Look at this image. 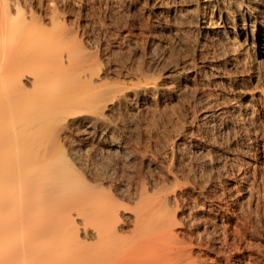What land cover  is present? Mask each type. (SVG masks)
I'll list each match as a JSON object with an SVG mask.
<instances>
[{"label":"rangeland","instance_id":"rangeland-1","mask_svg":"<svg viewBox=\"0 0 264 264\" xmlns=\"http://www.w3.org/2000/svg\"><path fill=\"white\" fill-rule=\"evenodd\" d=\"M26 1L47 27L66 28L52 49L97 65L94 98L115 95L93 137L83 140L76 121L62 125L74 169L111 190L174 185L178 234L214 239L193 249L192 264H264V0ZM205 30H221L218 44ZM214 112L219 124L205 128ZM103 132L121 139L126 160L103 150ZM199 193L219 216L200 209Z\"/></svg>","mask_w":264,"mask_h":264},{"label":"bare ground","instance_id":"bare-ground-1","mask_svg":"<svg viewBox=\"0 0 264 264\" xmlns=\"http://www.w3.org/2000/svg\"><path fill=\"white\" fill-rule=\"evenodd\" d=\"M28 3L0 0V264L194 263L193 249H209L214 239L210 233L195 241L178 234L174 185L152 191L140 182L132 191L111 190L99 174L87 180L74 169L58 136L64 123L83 127V140L93 137L115 95L94 98L97 65L73 60L68 49H52L50 42L62 40L66 28L47 27ZM52 14L53 25L58 16ZM220 31L205 35L218 44ZM253 113L245 110L243 117ZM221 115H204L202 124L214 129ZM102 135L105 152L129 157L121 139ZM200 195V209L219 216L216 200ZM226 242L225 234L221 244Z\"/></svg>","mask_w":264,"mask_h":264}]
</instances>
